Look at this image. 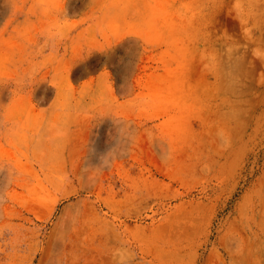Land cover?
Masks as SVG:
<instances>
[{
	"label": "rangeland",
	"instance_id": "rangeland-1",
	"mask_svg": "<svg viewBox=\"0 0 264 264\" xmlns=\"http://www.w3.org/2000/svg\"><path fill=\"white\" fill-rule=\"evenodd\" d=\"M0 264H264V0H0Z\"/></svg>",
	"mask_w": 264,
	"mask_h": 264
}]
</instances>
